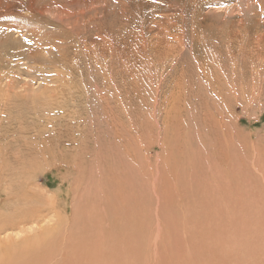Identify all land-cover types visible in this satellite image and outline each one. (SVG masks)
<instances>
[{
  "label": "rangeland",
  "instance_id": "1",
  "mask_svg": "<svg viewBox=\"0 0 264 264\" xmlns=\"http://www.w3.org/2000/svg\"><path fill=\"white\" fill-rule=\"evenodd\" d=\"M14 93L24 116L2 112ZM0 190V228L38 221L0 245L21 230L97 243L107 217L122 230L118 264L129 249L146 260L158 230L165 264H198L221 241L219 260L233 249V264H253L264 243L254 225L264 220V0H0Z\"/></svg>",
  "mask_w": 264,
  "mask_h": 264
},
{
  "label": "bare ground",
  "instance_id": "2",
  "mask_svg": "<svg viewBox=\"0 0 264 264\" xmlns=\"http://www.w3.org/2000/svg\"><path fill=\"white\" fill-rule=\"evenodd\" d=\"M45 42V41H44ZM46 43V42H45ZM24 48V47H23ZM34 49V48H33ZM12 50V49H11ZM18 51V49H17ZM36 51V50H35ZM34 52V51H33ZM30 52L29 55L31 56L30 59L31 60H36L34 57V53ZM10 55V58H17V60L19 58L22 59V53H13ZM104 54V53H103ZM24 55V54H23ZM27 55V54H26ZM28 57V56H27ZM3 58L7 59L6 57L3 56ZM62 61L60 62V65L62 67H64L65 69H69V66L71 65L69 63V61H67L64 57L61 58ZM81 59V58H80ZM55 61V60H54ZM75 61V60H74ZM52 63V62H51ZM77 63V62H76ZM54 64V63H53ZM80 67V66H78ZM81 68V67H80ZM72 71V70H71ZM74 71V70H73ZM80 72V71H79ZM111 72V71H110ZM110 75V74H109ZM107 75V76H109ZM106 76V75H105ZM113 77V76H112ZM107 78V77H106ZM63 80V79H62ZM105 80V79H104ZM109 80V79H108ZM111 81V80H110ZM66 83H61L63 84V87H65L66 85H68V82L65 81ZM107 82V81H106ZM110 84V83H109ZM70 85V84H69ZM62 90V89H61ZM70 91V89H68ZM65 92V91H64ZM86 92V91H85ZM98 92V91H97ZM96 92V94H97ZM13 93V92H12ZM103 94V93H102ZM118 94V93H117ZM18 95V96H17ZM66 95V92H65ZM100 96V94L98 93L97 96ZM104 95V94H103ZM62 96V95H61ZM64 96V95H63ZM67 96V95H66ZM69 96V95H68ZM26 97V96H25ZM65 97V96H64ZM104 96L101 95V100L106 101L105 104H107V100L103 99ZM14 98H15V102H12V104L10 103L9 105H6L4 110H2V112H5L8 117L12 116L13 112H16L17 116H24L22 113L23 111H25L26 107H28L24 102L22 97L19 94L14 93ZM99 98V97H98ZM9 99V98H8ZM107 99V98H106ZM31 100L34 101V98H32ZM62 100V99H61ZM6 101V100H5ZM63 101V100H62ZM33 103V102H32ZM61 103V102H60ZM109 105V104H108ZM32 107L35 106V103H33L31 105ZM30 106V107H31ZM105 106V105H104ZM85 107V106H84ZM106 107V106H105ZM110 107V106H109ZM82 108V107H81ZM88 109V107H87ZM90 109V108H89ZM92 109V108H91ZM104 109V107H103ZM104 111V110H103ZM110 111V110H109ZM90 112V111H89ZM92 113V112H91ZM112 114V113H111ZM98 116V115H97ZM104 117V116H103ZM96 118V117H95ZM119 119V118H118ZM109 121V120H108ZM116 124V123H115ZM116 129V128H114ZM116 133V132H115ZM107 135V134H106ZM115 135V134H114ZM67 136V135H66ZM112 136V135H111ZM64 137V136H63ZM59 141V140H58ZM63 141V140H62ZM69 141V140H68ZM98 141V140H97ZM72 143V142H71ZM74 143V142H73ZM86 143V142H85ZM64 143H62L63 145ZM77 144V143H76ZM38 146V145H37ZM72 146V145H71ZM73 148V147H72ZM79 148V147H78ZM63 150V149H62ZM98 151V150H97ZM85 152V151H84ZM62 156V155H61ZM80 157V156H79ZM71 160V159H70ZM81 160V159H80ZM73 163V162H72ZM97 165V164H96ZM4 187L1 185V188ZM14 189V188H13ZM4 190L9 191L7 189V187L4 188ZM1 191V190H0ZM3 191V190H2ZM12 202V206H5V209H10V208H14L16 209V202L15 200H11ZM10 202V198H8L6 201ZM4 203V202H3ZM261 205V204H260ZM4 209V210H5ZM262 209V208H261ZM18 215V214H17ZM16 215V216H17ZM156 215V214H155ZM228 216V215H227ZM166 217V216H164ZM107 218V217H106ZM106 218H104L105 220H107ZM133 218V217H132ZM263 218V217H262ZM260 219L258 222H256L254 225L256 227V229L260 230H264V220ZM104 219H100L101 221H98L100 224H107V226L102 227L103 225H101L100 230H98V227H94V229H96L97 231H100V234L97 235L98 238H96L98 240V242L96 243L95 241H90L87 242L85 241V235L82 234V236L78 237V241L77 242H70L67 239V235L66 236H60L57 239V234L55 235V233H48V234H44V235H39L37 233H33L34 235H30L28 233H26L25 231L21 230L20 232L23 233L20 239L14 240L13 238H8V242L3 243L1 248L4 250L2 251L0 248V264H88V262L94 261L92 264H118L117 263V256L114 253V244L118 242L119 238H116L117 236V230L118 231H122L120 229L117 228V223H119L118 221L115 222L116 220H108V221H104ZM112 219V218H111ZM124 221L126 220V217L122 218ZM128 219V218H127ZM231 219V218H230ZM37 218L32 217V218H23L20 219L19 222L17 223V225L15 224H4L3 227L0 228V236L2 233L8 231V230H13V229H20L18 226V224H21L22 226L24 225V223H37L38 221H36ZM130 224L132 223L131 218H130ZM11 223V220H10ZM92 223V222H91ZM237 223V222H235ZM122 224V222H121ZM163 223V226H166V224ZM207 224V223H206ZM205 226V225H204ZM161 227V226H160ZM254 227V226H253ZM129 227H127L126 229H128ZM164 228V227H162ZM161 228V229H162ZM238 228V227H237ZM124 229V230H126ZM168 229V228H167ZM256 229H254V231H256ZM152 230V229H151ZM219 231V230H218ZM253 231V232H254ZM151 232V231H150ZM224 232V231H223ZM159 235H156L157 237L154 239V245H152L151 243H148V245L145 246V250H146V260H144L143 262H140V264H165V262L167 263L168 260L163 261V258H161V255L163 254H158L157 251V247L156 245H158L157 243H159L158 241L161 239V235L160 232L158 230L157 232ZM174 233V232H173ZM188 233V232H187ZM255 233V232H254ZM259 233H261L264 236V232L259 231ZM256 234L257 236L259 235ZM250 234V233H249ZM120 235V234H119ZM96 236V235H95ZM206 237V236H204ZM255 237V236H254ZM94 238V237H93ZM150 238V236H149ZM129 239V238H128ZM152 239V238H151ZM207 239V238H206ZM204 240V238H203ZM208 240V239H207ZM130 241L132 245H134V240H132L130 238ZM209 241V240H208ZM1 242V240H0ZM162 241H160L161 243ZM165 242V241H164ZM190 242V241H189ZM222 242V241H221ZM219 242V244H214L215 246V252L214 249L211 245H206V248L211 249V251L207 252H199V257L201 256L200 261L198 264H205L206 259L208 260V264H233L232 260H236L235 257H232L233 254V249H232V253H226L224 254L225 257L222 258L221 260H219L218 257V252L219 253H224V252H228V249H225V246H222V243ZM262 242H264V238L262 240ZM204 243V241H203ZM206 243V242H205ZM209 244V243H208ZM262 244V243H261ZM235 245V244H234ZM260 245V243H259ZM131 246V245H130ZM152 246H154V248H152ZM165 246V245H164ZM238 246V245H237ZM236 246V247H237ZM220 247V251L219 248ZM234 247V246H233ZM193 248V247H191ZM167 249V248H166ZM165 249V250H166ZM194 249V248H193ZM199 249V248H198ZM171 250V249H170ZM175 250V249H174ZM237 250V249H236ZM123 251V249H122ZM128 251H130V255H129V264H138L135 263L133 260L134 257H132V253L134 256L135 250L129 249ZM240 251V250H239ZM243 251V250H242ZM185 252H187L185 250ZM194 252V250H193ZM250 252V251H249ZM254 252V250H253ZM256 254L257 256L254 257L253 260V264H264V243L263 246H261V248L256 247ZM142 253V251H141ZM145 253V252H144ZM143 253V254H144ZM168 253V252H167ZM166 253V254H167ZM172 253V252H171ZM195 253V252H194ZM165 254V253H164ZM174 254V253H172ZM178 254V252H177ZM196 254V253H195ZM188 255V254H187ZM194 255V254H192ZM168 256V255H167ZM172 256V255H171ZM176 256V255H175ZM209 256V257H208ZM237 256V255H236ZM254 256V255H252ZM251 256V258H252ZM179 257V255H178ZM177 257V258H178ZM184 257V256H183ZM182 257V259H183ZM168 258V257H167ZM181 258V257H180ZM190 256H186L185 261L186 262H181L180 264H195V263H190ZM193 258V257H192ZM196 258V256H195ZM166 259V258H165ZM194 259V258H193ZM197 259V258H196ZM140 260V259H139ZM239 260V259H238ZM241 260V259H240ZM195 261V260H194ZM193 262V260L191 261ZM235 262V261H234ZM242 262L245 263V261L242 260ZM169 263V262H168ZM178 263V262H177ZM240 263V262H239ZM237 263V264H239ZM243 264V263H242Z\"/></svg>",
  "mask_w": 264,
  "mask_h": 264
}]
</instances>
